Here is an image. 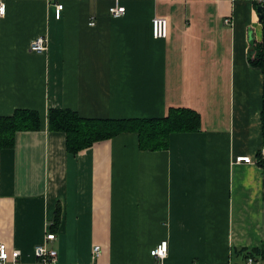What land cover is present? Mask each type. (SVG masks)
<instances>
[{
	"label": "crops",
	"instance_id": "obj_1",
	"mask_svg": "<svg viewBox=\"0 0 264 264\" xmlns=\"http://www.w3.org/2000/svg\"><path fill=\"white\" fill-rule=\"evenodd\" d=\"M0 2V117L40 116L39 131L0 151V243L19 264H38L33 248L48 231L56 264H157L150 251L161 241L163 264H228L240 262L232 249L260 246L262 75L247 54L263 25L254 3L120 0L125 15L114 18L113 0ZM154 19L166 20L165 38H154ZM38 36L45 54L29 51ZM170 108L195 112L199 131L171 134L165 151H140L124 133L72 156L65 135L47 131L50 109L121 120ZM240 156L251 164L235 163Z\"/></svg>",
	"mask_w": 264,
	"mask_h": 264
},
{
	"label": "trees",
	"instance_id": "obj_2",
	"mask_svg": "<svg viewBox=\"0 0 264 264\" xmlns=\"http://www.w3.org/2000/svg\"><path fill=\"white\" fill-rule=\"evenodd\" d=\"M262 4L255 3V8ZM261 42L252 40L247 54L248 64L262 75V105L260 112L262 144L264 146V21ZM40 129V116L37 111L15 110L11 116L0 117V151L12 149L15 137L20 132H36ZM47 131L65 135V150L68 155L77 156L94 145L106 142L124 133H134L138 138L140 151H165L168 149L169 136L173 133L199 131V116L188 109L170 108L167 114L157 119H85L67 109H50L47 112ZM256 164L264 169V159L259 151ZM60 209L56 208L52 229L60 220ZM232 259L264 264V240L260 246L234 248ZM235 263V264H239Z\"/></svg>",
	"mask_w": 264,
	"mask_h": 264
},
{
	"label": "built area",
	"instance_id": "obj_3",
	"mask_svg": "<svg viewBox=\"0 0 264 264\" xmlns=\"http://www.w3.org/2000/svg\"><path fill=\"white\" fill-rule=\"evenodd\" d=\"M252 3L262 4L264 0H244ZM62 5L56 6V18H59ZM5 6L3 2H0V15H4ZM109 13L114 18H119L125 15V8L120 5V0H113V6L109 8ZM229 23V20L226 21ZM93 25V23H92ZM153 36L154 38H165L167 33V22L165 19H154L152 22ZM29 51L37 54H45L47 51V39L44 36H38L32 40L29 44ZM264 155V150H263ZM263 157V156H262ZM235 163L251 164L252 160L250 157H237L234 160ZM56 236L51 231H48L44 241L37 244L33 248L34 257L38 264H56V251L49 246ZM94 256H99V246H94L92 249ZM168 254V243L167 241H161L156 247L150 251V255L158 262L157 264H163V260ZM19 252L17 250H8L6 245L0 243V264H19ZM235 264V263H228ZM239 264H261L259 261L254 262L252 259H248L246 262Z\"/></svg>",
	"mask_w": 264,
	"mask_h": 264
},
{
	"label": "water",
	"instance_id": "obj_4",
	"mask_svg": "<svg viewBox=\"0 0 264 264\" xmlns=\"http://www.w3.org/2000/svg\"><path fill=\"white\" fill-rule=\"evenodd\" d=\"M256 14H257V18L260 21H264V5H260L256 8Z\"/></svg>",
	"mask_w": 264,
	"mask_h": 264
}]
</instances>
